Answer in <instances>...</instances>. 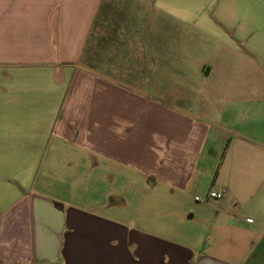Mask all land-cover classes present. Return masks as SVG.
Wrapping results in <instances>:
<instances>
[{
    "label": "crops",
    "instance_id": "1",
    "mask_svg": "<svg viewBox=\"0 0 264 264\" xmlns=\"http://www.w3.org/2000/svg\"><path fill=\"white\" fill-rule=\"evenodd\" d=\"M0 264H264V0H0Z\"/></svg>",
    "mask_w": 264,
    "mask_h": 264
},
{
    "label": "rangeland",
    "instance_id": "2",
    "mask_svg": "<svg viewBox=\"0 0 264 264\" xmlns=\"http://www.w3.org/2000/svg\"><path fill=\"white\" fill-rule=\"evenodd\" d=\"M209 192V191H208ZM203 195V194H202ZM204 196V195H203ZM201 195H199V197H203ZM195 202H199L201 205L205 204V202L203 201H195ZM196 220V219H195ZM201 220V225L198 224ZM196 221H194L192 223V225H194V230L195 232L197 231V241H199L201 247L203 250H209L211 251V226H210V218H207L205 216V214H203V217Z\"/></svg>",
    "mask_w": 264,
    "mask_h": 264
},
{
    "label": "built area",
    "instance_id": "3",
    "mask_svg": "<svg viewBox=\"0 0 264 264\" xmlns=\"http://www.w3.org/2000/svg\"><path fill=\"white\" fill-rule=\"evenodd\" d=\"M225 192L226 190L223 187L218 190H210L206 195L201 198L199 196H195L194 200L203 202H208L210 200H218L224 197Z\"/></svg>",
    "mask_w": 264,
    "mask_h": 264
}]
</instances>
